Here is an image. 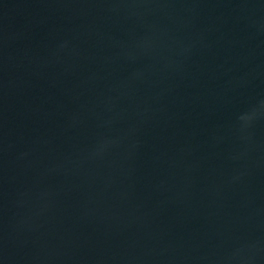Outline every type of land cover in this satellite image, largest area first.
Here are the masks:
<instances>
[{"label": "water", "instance_id": "obj_1", "mask_svg": "<svg viewBox=\"0 0 264 264\" xmlns=\"http://www.w3.org/2000/svg\"><path fill=\"white\" fill-rule=\"evenodd\" d=\"M0 264H264V0H0Z\"/></svg>", "mask_w": 264, "mask_h": 264}]
</instances>
